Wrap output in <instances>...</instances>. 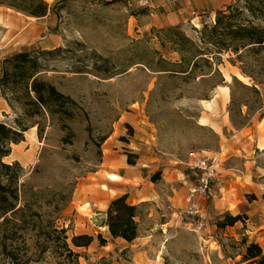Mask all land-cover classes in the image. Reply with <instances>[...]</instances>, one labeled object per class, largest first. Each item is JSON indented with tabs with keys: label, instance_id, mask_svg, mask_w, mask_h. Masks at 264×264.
Returning a JSON list of instances; mask_svg holds the SVG:
<instances>
[{
	"label": "rangeland",
	"instance_id": "1",
	"mask_svg": "<svg viewBox=\"0 0 264 264\" xmlns=\"http://www.w3.org/2000/svg\"><path fill=\"white\" fill-rule=\"evenodd\" d=\"M44 1L49 6L44 16L0 5V77L5 58L25 50L42 52L39 61L45 70L39 77L75 102L71 116L35 115V141L25 135L21 148L15 147L4 158L20 164L17 187L21 198L37 200L41 212L68 229L69 242L73 234L93 235L95 242L90 247L72 246L80 252L81 264H243L237 255L240 249L234 246L243 233L264 247V149L250 152L253 183L248 182L251 188L242 199L252 201L248 195H258L260 210L247 215L238 227L222 231L212 227L228 211L212 218L203 212L204 225L198 227L197 220L174 213L185 207L184 198L177 205L165 196L157 202L140 203V240L147 243L124 246L103 227L107 208L93 211L91 204L81 207L75 202L77 184L89 181L100 169L105 142L114 132L123 130L119 140L132 139L141 153L161 158L162 171L178 188L195 179L186 163L193 153L218 156L221 139L253 123L260 129L259 144H264V81L253 80V64L246 63V74L241 63L230 62V53L222 54L216 72L203 64L191 72L173 64L181 58L175 50L173 29L198 41L203 24L213 22L216 13L184 24L157 26L146 10L149 7L141 6L139 0ZM244 3L240 0L239 4ZM30 28L34 33L26 42L15 40ZM7 32L9 40L4 38ZM171 69L184 71L172 73ZM253 84L259 89V99ZM220 86L229 87L226 103L220 97ZM13 104L15 109L0 93L1 120L11 123L23 116L22 107ZM201 118L207 124H201ZM222 122L226 125L218 133L216 126ZM28 152H34L32 160L26 158ZM223 159L221 155L218 161ZM233 164L242 166L240 160ZM217 168L218 184L224 166ZM167 204L173 209H167ZM98 234L107 238L106 247L100 245Z\"/></svg>",
	"mask_w": 264,
	"mask_h": 264
},
{
	"label": "trees",
	"instance_id": "2",
	"mask_svg": "<svg viewBox=\"0 0 264 264\" xmlns=\"http://www.w3.org/2000/svg\"><path fill=\"white\" fill-rule=\"evenodd\" d=\"M234 0L224 8L215 11L213 22H205L200 30L199 40H195L178 29L174 40L175 50L180 54L176 66L186 67V72L197 69L201 64L211 72L220 71L222 54L230 53L233 65L247 74L246 63L253 64V80L264 81V0ZM7 5L33 16H44L49 10L44 0H0ZM42 52L19 51L3 60L0 77V93L9 106L15 109L18 103L23 116L13 122L0 119V261L1 264H81L80 252L73 247H88L93 235L73 234L69 242L68 229L57 224L55 218L46 216L37 207V200H24L18 193L17 180L19 162L8 163L4 158L12 153V144L25 140V132L34 126V116L45 113L71 116L74 100L59 91L52 83L39 76L45 69L39 61ZM183 72L184 70H169ZM233 79H236L234 76ZM225 81L222 77L221 82ZM249 87V86H248ZM256 99L260 92L256 84L252 86ZM233 124L240 128L231 116ZM137 154L128 153V163L134 164ZM155 172L151 179H159ZM251 200L257 199L253 193ZM104 225L110 234L132 242L141 236L140 204L128 201V194L113 198L105 211ZM246 214L224 213L216 222L218 231L245 221ZM100 245L107 240L98 234ZM73 246V247H72ZM234 246L240 249L243 264H264V247L247 234Z\"/></svg>",
	"mask_w": 264,
	"mask_h": 264
},
{
	"label": "crops",
	"instance_id": "3",
	"mask_svg": "<svg viewBox=\"0 0 264 264\" xmlns=\"http://www.w3.org/2000/svg\"><path fill=\"white\" fill-rule=\"evenodd\" d=\"M233 1L152 0L151 6L146 10L152 16V24L171 26L184 24L200 17L202 14H213L216 10L224 8ZM263 118L264 115L261 117L262 121ZM124 122L132 125L130 119H125ZM225 125L226 122H222L218 127L222 129ZM216 131L219 133L218 129ZM124 134L123 130L118 133L114 132L106 140L105 145H107L109 151L107 153L104 151L100 169L89 177V181H80L77 184L75 192L76 204L84 207L86 203H89L93 211L104 210L113 198L125 193L128 194V201L133 204L157 202L158 198H164L165 196L173 199L177 205L180 204L182 198L186 202L187 187L178 188L171 180L172 178H168L165 175V172L162 171L165 170L162 159L147 151L141 153L132 139L127 141L119 140V136ZM260 137V129L253 123V125L238 130L231 137L220 140V149L216 154H218L217 158L224 155L223 161L219 162L220 165L224 166V172L220 174L216 196L211 200L201 201L202 211L205 216L212 218L213 214L219 215L225 211L248 216H254L259 213L258 195L255 194L257 199L252 201L242 202V199H245L251 188L248 182L253 183L250 179L253 171L248 167L249 163H253L250 152L253 149H264V144L262 146L259 144ZM128 153L137 154L134 164L128 163ZM237 160L242 162V166L233 164ZM157 171H160V183L151 179L152 173ZM110 173L119 175L120 179L107 178L106 174L109 175ZM177 192L178 194H176ZM240 222L227 228L238 227ZM103 227L108 229L105 225ZM212 227L216 228L215 222L212 223ZM111 237L119 240L124 246L134 243L142 246L147 243V240H140V236L132 242L121 237L114 238L112 235ZM105 239L107 240L106 237ZM94 242L93 238L92 243L88 247ZM101 246L106 247V244ZM217 251L220 252V250Z\"/></svg>",
	"mask_w": 264,
	"mask_h": 264
},
{
	"label": "built area",
	"instance_id": "4",
	"mask_svg": "<svg viewBox=\"0 0 264 264\" xmlns=\"http://www.w3.org/2000/svg\"><path fill=\"white\" fill-rule=\"evenodd\" d=\"M152 0H139L143 7H150ZM188 168L194 173L195 179L187 182L186 205L174 213L180 218H192L197 220L198 227L204 225V215L201 201L216 194L217 178L219 175L217 165L219 164L216 155L208 156L200 153H193L186 162ZM167 209L173 207L167 204Z\"/></svg>",
	"mask_w": 264,
	"mask_h": 264
},
{
	"label": "bare ground",
	"instance_id": "5",
	"mask_svg": "<svg viewBox=\"0 0 264 264\" xmlns=\"http://www.w3.org/2000/svg\"><path fill=\"white\" fill-rule=\"evenodd\" d=\"M198 26H199V24H197ZM17 25H14L13 26V28H17L16 27ZM9 28V27H8ZM7 27H6V29H8ZM10 28H12V27H10ZM33 33H34V29L33 28H30L29 30H27V31H25L24 33H22V34H20V35H18V36H16L15 37V40L16 39H19V41L21 42V43H24V42H26L32 35H33ZM5 37V39H10V38H8L9 36H10V32L8 33H6L5 35H4ZM12 40V39H11ZM238 76L241 78V79H246V77L245 76H243L241 73H238ZM227 78H229V76H226ZM220 89H221V91H220V97H221V99H222V101L224 102V103H226L227 101H228V99H229V97H230V92H229V87L228 86H220ZM208 105H210L211 103L210 102H208L207 103ZM201 124H207V119H205V118H201ZM216 129H219V127L218 126H216ZM25 135L27 136V137H29V139L30 140H33V141H35V139H36V135H35V127H31L29 130H27L26 132H25ZM25 141H22V142H20V143H18V144H12V147H13V149L15 148V147H18V148H21V146H22V144L24 143ZM109 151V149L106 147L105 148V152L107 153ZM25 156H26V158L28 159V160H32L33 159V157H34V152H28V153H26L25 154ZM108 178H110V179H113V180H118V179H120V176L119 175H117V174H115V173H110L109 175H108ZM88 205H90L89 203H86L85 204V206H88Z\"/></svg>",
	"mask_w": 264,
	"mask_h": 264
}]
</instances>
